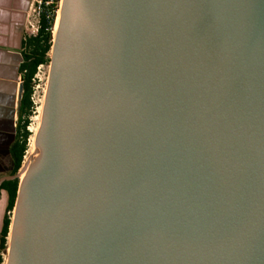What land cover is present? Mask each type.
<instances>
[{"label": "water", "instance_id": "water-1", "mask_svg": "<svg viewBox=\"0 0 264 264\" xmlns=\"http://www.w3.org/2000/svg\"><path fill=\"white\" fill-rule=\"evenodd\" d=\"M48 68L5 264H264V0H60Z\"/></svg>", "mask_w": 264, "mask_h": 264}, {"label": "crops", "instance_id": "crops-1", "mask_svg": "<svg viewBox=\"0 0 264 264\" xmlns=\"http://www.w3.org/2000/svg\"><path fill=\"white\" fill-rule=\"evenodd\" d=\"M33 0H0V177L12 170L11 145L19 116L26 20ZM7 193L0 190V231Z\"/></svg>", "mask_w": 264, "mask_h": 264}, {"label": "trees", "instance_id": "trees-1", "mask_svg": "<svg viewBox=\"0 0 264 264\" xmlns=\"http://www.w3.org/2000/svg\"><path fill=\"white\" fill-rule=\"evenodd\" d=\"M46 1H51L45 4ZM38 18V29L35 35L25 36L24 52L22 54L21 73L23 74L22 94L20 99L19 116L15 128V138L10 148L12 158L11 174H15L21 167L24 155L28 149L31 132L28 129L30 118L35 110L32 99L34 80L40 65H48L53 40L56 13L60 0H42ZM18 178L4 181L0 190L7 193L6 212L0 231V264L3 262L2 253L6 250L11 213L13 211Z\"/></svg>", "mask_w": 264, "mask_h": 264}, {"label": "rangeland", "instance_id": "rangeland-1", "mask_svg": "<svg viewBox=\"0 0 264 264\" xmlns=\"http://www.w3.org/2000/svg\"><path fill=\"white\" fill-rule=\"evenodd\" d=\"M59 6H60V2H59ZM57 14H58V11L56 13V18H57ZM29 15H30L29 16L30 21L36 25V22L38 23V15L36 13H33L32 10H30ZM48 69H49L48 65H41L38 67L36 75H35L34 90H33V94H32V99H33V102L35 105V107H34L35 110H34L32 116L30 118V123L28 126V129L31 132V136L29 138L28 149L25 153L22 165L27 160V158L29 159V157L31 156V154L33 152L32 148H30V145L32 144V141H33L32 139L34 137L35 132L33 133L30 129L35 127V125L39 126L41 107H42V103H43V97H44L45 86H46V81H47ZM36 116H39V120H37ZM22 165H21V167H22ZM11 217H12V213H11ZM7 242H8V238H7ZM6 253H7V243H6V250L2 253V258H3L2 264H5Z\"/></svg>", "mask_w": 264, "mask_h": 264}, {"label": "built area", "instance_id": "built-area-1", "mask_svg": "<svg viewBox=\"0 0 264 264\" xmlns=\"http://www.w3.org/2000/svg\"><path fill=\"white\" fill-rule=\"evenodd\" d=\"M49 2H51V1H46L45 4H48ZM42 3H43L42 0H33V3L31 4L30 10H32L33 13H36L38 15V18H39V14H40V11H41ZM29 16L30 15L28 14L27 20H26V25H25L26 35L27 36L35 35L36 32H37V29H38V23L36 22V25L34 23H32L30 21Z\"/></svg>", "mask_w": 264, "mask_h": 264}, {"label": "bare ground", "instance_id": "bare-ground-1", "mask_svg": "<svg viewBox=\"0 0 264 264\" xmlns=\"http://www.w3.org/2000/svg\"><path fill=\"white\" fill-rule=\"evenodd\" d=\"M57 21H58V14H57V18H56V23H55L54 31H55V29H56ZM54 31H53V33H54ZM36 118H37V120H39V116H36ZM37 128H38V126L35 125V127L31 128L30 130L34 133V132H36ZM32 140L34 141V137H33ZM33 141H32V144L30 145V148H32V151H33ZM32 153H33V152H32ZM27 156H28V155H27ZM26 161H28V158H27ZM22 175H23V174H22Z\"/></svg>", "mask_w": 264, "mask_h": 264}]
</instances>
